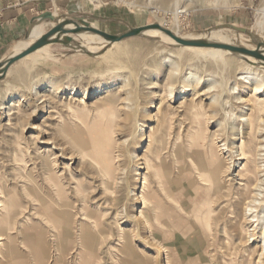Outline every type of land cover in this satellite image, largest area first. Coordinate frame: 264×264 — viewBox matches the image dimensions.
<instances>
[{
    "label": "rangeland",
    "instance_id": "rangeland-1",
    "mask_svg": "<svg viewBox=\"0 0 264 264\" xmlns=\"http://www.w3.org/2000/svg\"><path fill=\"white\" fill-rule=\"evenodd\" d=\"M26 1L19 0L20 3L32 8L35 17L52 4L53 8L46 11H52L58 17L84 19L87 25L90 24L89 26L115 35L124 33L133 27L153 23H158L181 37L207 32L215 28L227 29L229 25H236L247 30V32L240 33L242 35L240 39L245 44L244 47L261 50L262 47L259 44L264 43V28L256 26L258 19L264 15V0H228V3H223L224 0H178L179 6L175 0H81L82 8L75 13L62 8V5L60 6L59 3H67L68 0H28V3H25ZM55 3L59 4V9ZM33 24H47L41 29L45 33L55 22L34 20ZM77 35L75 33L67 34L68 38ZM29 36L30 33L4 49L0 53V60L11 55L15 46L28 39ZM136 43L143 45L138 60L119 54L120 48L126 47L128 50ZM180 47L173 41L169 43L158 37L138 35L126 38L112 46V53L116 57V61H109L101 57L104 50L95 53L84 50L77 51L75 46L58 42L48 45L39 56L16 61L8 71L0 76V124L3 125L8 120L5 110L1 108L2 104L19 97L22 101L18 107L19 113L21 112L20 116L12 119L9 122L10 125L0 127V180L1 186L9 192V200H11L10 203L8 202V213L0 214V264H236V260L230 261L231 256L227 257L229 250L226 248L225 242L228 239H225L226 235L224 231L222 232V228L224 229L223 226H226L227 236L235 239L238 226L235 219L240 211L237 212L236 206H230V204L221 207L220 210L217 207V211L212 213V230L207 226L203 214L206 210L204 202L207 197V171L216 163L223 164L224 160L225 164L230 162L229 153L236 151L241 143L235 133L242 126L240 125L241 113L244 111H242L243 103L237 100L236 91L232 89L234 81L236 78L238 79L236 81H241L237 92H243L244 85L249 86L248 82H243L240 78L246 75L245 70H253L264 76V63L258 64L257 59L250 56L243 59L228 51L226 56L228 58L230 56L229 70L232 69V74L228 75V72H225L222 75L218 70L220 67L217 66V62L210 59L206 51L211 47L202 51L185 49V52L189 54L188 57L192 56L191 60L187 61L188 63L178 59ZM168 58L174 60V63H170ZM120 63L123 67H120ZM117 66L118 69H122L117 70ZM174 68L180 70L177 71ZM29 69H31L30 73ZM172 69L174 70L172 71ZM181 70L184 71L176 78V74ZM19 71L29 73L31 76L30 85H36L39 87L38 90L44 84L56 80L60 95L58 94L54 100L58 104L71 96V92L75 89L92 92L97 86H102V88L108 86L113 83L114 79L118 81V84L123 81L122 83H125L126 86L121 97L124 95L122 97L124 98L128 91L132 96V98L126 96L128 103L124 101V105L129 106L123 107V112L125 114L126 112L133 113L138 102L142 115L140 123L143 125H147V113H149L147 111L150 110L155 96L153 91L162 89L161 93L167 97V103H169L170 92L189 88L188 85L191 81L194 84L199 82L197 88L199 93L196 99L198 105L190 108L185 107L186 109L182 108L184 106H178L177 102L173 105L178 109H174L173 105H170V111L174 113V117H171L170 122H167L169 133L165 146L162 150L158 147L156 154L149 157L153 166L150 170L152 176L147 179L148 183L143 191L147 200L146 204L144 200L142 203V200L137 201L135 198L137 197L135 194L138 193L137 191L140 192L142 187L139 188L141 183L140 179L138 180L136 177L138 173L136 167L130 165V168L128 162H130L131 153L137 154L139 156L136 158L137 161L142 162L140 157L149 142L146 139H141V135L133 134L132 114L128 118L126 116V120L118 112L119 122L124 128L117 129V126L110 120V111L105 118H99L87 113H78L77 116H74L67 108H63L62 114L66 124L61 127L59 125L61 115H56L53 120L45 119L47 108L44 106V102L41 103L40 98L38 99L35 93H31L32 86L29 87V90L28 86L19 80L16 74V72L21 73ZM133 71L136 72L135 75ZM190 72L197 73L201 78L191 77ZM153 76H157L158 81ZM211 77L214 85L212 83L210 85L206 81ZM223 77L224 79L220 80ZM190 79L192 80L190 81ZM43 80L44 82H42ZM150 82L154 84L156 82L152 89ZM157 82L161 84L157 85ZM135 92H139V95ZM201 92L206 95H201ZM132 93L133 95H131ZM137 97L139 99H136ZM63 104L60 103L58 106L62 107ZM199 105H202V109L199 108ZM35 109L39 117L31 120L29 114ZM100 119L103 120L102 127L99 126V122L102 121ZM30 121H34L33 124L40 125V127L30 130L28 128ZM179 122L181 124L178 126ZM51 124L52 126H50ZM43 129L50 131L49 139L52 135L53 140H51L53 143L56 141L57 145L54 148L49 145L50 148L46 149L57 151V155H60L62 151V157H59L58 161H63V164L67 162V165L70 163L69 168L73 173L68 179L69 181H63L62 195L60 196L53 190L50 194L47 193L51 187L45 173L44 159L37 158L31 161L28 155L21 158L20 152L15 148L16 141H20L21 146L24 147L25 141L36 140L37 144L45 149L47 143L43 141L48 140V135L41 133ZM96 129L108 131L107 136L103 135L102 141L110 146L107 156L109 161L102 160V155L99 154L101 151L94 146L99 133ZM58 143L61 144V147ZM119 147L122 150L120 162L114 164L115 167L109 168L110 172H113L116 165H120V168L118 167L120 178L111 180L106 175L107 165L110 162V156H113V151L115 157L118 155ZM22 159L24 161H20ZM233 161L235 160L233 159ZM234 163L236 165L234 170H231L232 175L237 174L236 177L239 178L238 172L240 173L241 166L236 161ZM39 164L40 166H38ZM237 178L226 183L229 190L242 187L238 185L239 179ZM23 184L24 186H22ZM129 189L132 191L130 201H128ZM103 204L108 205V209L104 208ZM139 208L144 211L145 220L141 219L143 220L142 226L137 229V223L129 216L138 213ZM83 215L88 217V221L87 218H83ZM94 221L98 222V227L91 223ZM244 223L246 222L244 221ZM248 224L251 233H255L251 237L250 244L257 241V245L261 246L263 240L260 230L256 227L258 222ZM65 228L70 231L69 239H65L62 234Z\"/></svg>",
    "mask_w": 264,
    "mask_h": 264
},
{
    "label": "bare ground",
    "instance_id": "bare-ground-1",
    "mask_svg": "<svg viewBox=\"0 0 264 264\" xmlns=\"http://www.w3.org/2000/svg\"><path fill=\"white\" fill-rule=\"evenodd\" d=\"M177 1L178 0H175L176 3H177ZM223 3H228V0H224ZM177 5L179 6V3H177ZM177 5H176V7H177ZM83 24H87V23L83 22ZM45 25H47V24L34 25L33 28H32V30H31V32H30V36L28 37V39L19 42L18 45L15 46V49H14V51L12 53H15V54L16 53H19L25 47H27L34 39H36L37 37H39L40 35H42L43 34V31L41 29ZM256 26L258 28H260V27L261 28H264V15L261 16L258 19ZM240 33H242V32L237 31V30H234L231 27H228L227 29H224V28H217L216 29L215 28V29H211L210 31H207V32H201V33L193 34V35L187 36V37H185V36L181 37L179 35L178 36L181 37V38H183V39H197V40H201V41H203L206 44H211V43H225V44H231V45H235V46H239V47H244L245 44H244L243 40L240 39L242 37V35ZM141 35H144L146 37H158L162 41H167L169 43L173 41L176 44H179L178 42H176L174 39H172L171 37H169L165 32H163L159 28L146 29L143 32V34H141ZM62 39L64 40V43H68L70 46H75V48H77V51L84 50L86 52L95 53V52H98L100 50H104V52L101 54L102 55L101 56L102 58H104L106 60H109V61L110 60L116 61V59H115L116 57L113 56L112 48L111 47L114 46V45H116L118 42L117 43L116 42L109 43L108 40L103 39L101 36H98V35H95V34H87V33H81V34H78L75 37L73 36L72 38H68L67 35H63V38ZM179 45L181 46L180 47L181 50L178 52V55H179L178 59L181 60V62H184V61L187 62V61L191 60V58H192V56H191V58L188 57L189 54H187L185 52V49L186 50L187 49H195L196 51L197 50H201L202 51L203 49H205L207 47H211V46H199V47H196V46H184V45H181V44H179ZM259 45L262 47V49L261 50H259V49H255L254 50V51H257V53H258L257 55H252L251 53L233 52V51H230V50H227V49H224V48H217V47L208 48L206 51L208 53L209 58L217 62L216 63L217 66L220 67V68L219 67H217V68H219L218 70L222 73V75L225 72H228V75H231L232 74V72H231L232 69L229 70V66H230L229 65V58H230V56L228 58L226 56L227 53H229V52L230 53H234V54L238 55L240 58H243V59H245L246 56H250V57L256 58L257 61H258V64L259 63H264V43H260ZM47 46H44V47L40 48L39 50H37L35 52H32V53L26 55L23 58L39 56V54L41 52H44L45 51V49H46ZM142 46L143 45L141 43H136L135 45H133L132 47H130L128 50L126 49V47L120 48L119 54L126 55L129 58L132 57V58H135L136 60H138V58L140 57V54L142 52V49H141ZM245 48H247V47H245ZM247 49H249V48H247ZM178 50H179V48H178ZM249 50H253V49H249ZM117 60H118V58H117ZM128 61L130 62V60H128ZM168 61L170 63H174V60H171L170 58H168ZM119 62H120V60H119ZM181 62H180V64H181ZM107 63H108V61H107ZM183 64H185V63H183ZM118 65H119V63H118ZM120 65H121V63H120ZM126 66H127V64H126ZM120 67H123V66L121 65ZM131 67H132V65H131ZM182 67H183V65H182ZM114 68H116V67H114ZM118 68L119 67L117 66V70H119V71L122 69V68L121 69H118ZM254 68H255V66H254ZM123 69H125V68H123ZM169 69H168V71H169ZM174 69H176V68H174ZM174 69H172V71ZM125 70H128V69H125ZM176 70L178 71L180 69L178 68ZM30 71H31V69H29V73H30ZM172 71H170V72H172ZM182 71H184V70H181V71H179L178 74H176V78H178L182 74ZM245 71H246V75H243V76L240 77L243 82L244 81L245 82H248V85L249 86L246 87L244 85V88L243 89L245 91L242 89L243 92L240 91L242 93L237 92L239 90L238 85L241 83V81H236V80H238L236 77H235L236 80L234 81V86H232L233 87L232 88L233 91H236L235 93H236L237 100L240 101L241 103H243V105H242V111H244V112L241 113L242 114L241 115L242 116V119H241V123H240V125H242V126H241V128H238V131L235 133L237 139L241 143L236 148V151H234L232 153H229L228 156L230 157V162H227V164H225L226 162L224 160L223 161L224 162L223 164L216 163L213 167H210V169L207 171V175H208L207 176L208 177V179H207L208 186L206 187L207 197H206V200L204 202L205 204L203 203L206 206V210L204 211L203 214L205 215V222H207L206 223L207 226L211 229L212 228L211 220H212V215H213L212 213H214V211H217V207H218V210H220L221 207H224L226 205H229V204H230V206L235 205L236 208H237V212L240 211L239 212L240 214H238L236 216V219H235L236 222H237V224H238L237 229H236L237 230L236 238L233 239L232 237L227 236V232L228 231L226 230L227 229L226 226H223L224 229L222 228V232L224 231V234L226 235V236L224 235L225 236V239H228L225 242L226 245H227L226 248H228V250H229L228 253H227V255H228L227 257L231 256L230 257L231 258L230 261L231 260H236V264H264V199H263L264 198V83H263L264 82V76H262L259 72H254L253 70L252 71L251 70L250 71L249 70H245ZM19 72H21V71H19ZM29 73H26V72L23 73V71L21 73H17L16 72L17 77L19 78V80L23 84H26L28 86V88L30 86H32V85H30L31 76L29 75ZM135 73L136 72H134V75H135ZM189 74H190L191 77L195 76L196 79L199 78V75H197V73H195V72H190ZM153 77H155V76H153ZM158 77H159V75H158ZM158 77L156 76L154 79L157 80ZM222 79H224V77L221 78L220 80H222ZM241 79H239V80H241ZM187 80H188V77H187ZM191 80L192 79H190V81ZM55 81H50L49 83L44 84V86L41 87V89H39V90H38L39 87H37L36 85H33L31 87V93H35V96H37L38 99L40 98V102L41 103L44 102V106H46V108H47V111H46L47 112V117L45 119H50V120L52 119L53 120V118L55 119L56 115L57 116H60L61 115L60 116L61 117L60 118V123H59V125L61 127H62V125H65L66 124V122L64 120V115L62 114V111L64 110L63 108H67L69 111L72 112V114L74 116H77L78 113L79 114L80 113H83V114H86L87 113V114H91V115H94L95 117H99V118H105L106 117V114L110 111L109 112V114H110V116H109L110 117V120L112 121L113 124H115L117 126V129L118 128L119 129L124 128L123 125H122V123L119 122L120 120H119L118 112H120L122 118L123 117L126 118V116L128 118V116L132 114V120H133V128H132V131H133V134L141 135L142 138L139 136L141 139H143V140L146 139L149 142L148 147L147 148L145 147L146 149H145L144 153L140 157L142 159V162L139 163L137 161L138 159H136L139 156L137 154L133 155L131 152H130L131 153V155H130V162H128L129 163V167H130V165H132V166L134 165L136 167L137 172H138L136 177H137L138 180L140 179V183H141V186L139 188L142 187V189H140V192L137 191L138 193L135 194V195H137V197H135V196L134 197L137 199V201L139 199L142 200V203H143V200H144V203L146 204V201L147 200H146L145 196L143 195V191H144V188H146L145 187L146 184L148 183L147 182L148 181L147 179H149L152 176L150 170H151V167L153 166V164L150 162L149 157H151L152 154H156V149L158 147L162 150L164 148V146H165L166 137H167V135L169 133L168 130H167V122H170V120L172 119L171 117H174L173 116L174 113L172 111H170V108H171L170 105H173V103L177 102V103H179V104H177L178 106H180V107L181 106H184L182 108H185V107L190 108L191 106L192 107L193 106H196V104H197L196 99H197V95L199 93V90L197 89L198 88V85H199L198 84L199 82L197 81L198 83L194 84L191 81L190 84L188 85L189 88H183L181 90H179V89L177 90L176 89V91H174V88H173V91L174 92H170L171 94H169V95L167 94L170 97L171 103H170V100L168 101L169 103H167V99H166L167 97H165V95H163V93H161L162 92L161 91L162 89L160 91L159 90L153 91V93H155V96L153 95L154 96V99L152 100V105L150 106V110L147 111V112H149V113H147L148 114V118L146 116V118H147V120H146L147 121V125H143V124L140 123V120H141L142 115L140 113L141 109L139 107L140 104L138 102H137V104L135 106V109L136 110L133 113L128 114L126 112V114H125L123 112V109H124L123 107L127 108V106H129V105H126V104L124 105V103H125L124 101H126V96L127 95L130 96L129 95V91L127 90L128 91L127 92L128 94L127 95L125 94L126 95L124 97L125 99L122 98L124 95L121 97L122 93L124 92L125 86H126L125 83H122L123 81H121V83L118 84V81L114 79L113 83L108 84V86H106L104 88H102V86H97V87L94 88V90H92V92L91 91H85V92H83V91H78V90L75 89V91L71 92V94H70L71 96H69L68 98H66L67 100L64 99V100H62L60 102V103H64L63 104L64 107L63 106L62 107L58 106V105H60V103L58 104V102H56V100H54L56 97H58V94L60 93V91H59V85ZM152 81L154 82V80H152ZM206 81H208V83L210 85H211V83L213 84V78L212 77L211 78H207ZM42 82H44V80ZM128 82H130V81H128ZM153 82H150L152 84V86L150 87L151 89H152V87H154V85H156V82H155V84ZM223 82H221V84ZM138 84L136 85V87L138 86ZM158 84H161V83L157 82V85ZM29 90H30V88H29ZM230 91L233 92L232 90H230ZM136 94L139 95V92L136 93ZM200 94L201 95H206V93L204 94L202 92ZM31 95L33 96V94H31ZM131 95H133V93ZM138 95H136V96H138ZM201 95H200V97H202ZM207 95H208V93H207ZM130 97L132 98V96H130ZM169 97H168V99H169ZM59 98H61V97H59ZM38 99H37V101H38ZM91 99H92V101H89L88 102V100H91ZM128 99H130V98H128ZM136 99H139V97H137ZM10 100L8 102H4L2 104V106H1V108H3L5 110V114L7 115L6 117H8V120L5 123H3V125L0 124V127H2V126L4 127L6 125H10L9 122H11L12 119H15V117H17L21 113V112L19 113V108H18L20 106V102L22 103V101H20V97L19 98H15V99H13L11 101ZM130 105H131V103H130ZM199 106H200L199 108H201L202 105H199ZM172 107L174 109L175 108L178 109V107H175L174 105ZM194 108H196V107H194ZM36 109L34 110V112H31V113L29 112L30 113L29 114V117L32 118L31 120L37 119V117H39L38 114L36 113ZM43 109L45 111V108H43ZM128 111L130 112V110H128ZM35 113H36V115H35ZM42 115L44 116V114H42ZM176 116H177V114H176ZM30 118H29V120H30ZM68 118H70V117H68ZM127 118H126V120H127ZM178 119H179V117H178ZM100 120H102V119H100ZM123 120H125V119H123ZM94 121H95V119H94ZM116 121H117V123H116ZM47 122H48V120H47ZM102 122H103V120L99 122V126L100 127H102V125H103ZM180 122L178 123V126L182 123V122L181 123ZM33 123H34V121H30L28 123L29 124V127L28 128L30 130H35V129H37V128L40 127V125L39 126L38 125H34ZM59 125H58V127H59ZM41 126H42V124H41ZM50 126H52V124ZM183 126H184V124H183ZM175 127H176V125H175ZM96 130H98L99 133H98V137H96V139H95L94 146H96L101 151V152H99V154L102 155L101 156L102 160L109 161V159L107 158V156H108V150L110 149V146L107 143L106 144L103 143V141H102V137L107 136L108 131H106V129H96ZM180 130H182V129L180 128ZM49 132L47 131V129L46 130L43 129L41 131V133H44L45 135L46 134L48 135V140H46L47 139L46 138L45 139L46 141H43V142H46L47 143V146L45 147V149H43V146H39L37 144L36 140L35 141H25L24 142L25 145H23L24 147L21 146L20 141H16L15 148L18 149V151L20 152L19 153V156L21 158L24 157L25 155H28L30 157V160L31 161L36 160L37 158L44 159V169L46 170L45 173H46L47 178H48V181H49L48 184H50V187H51V188H49V190H48L47 193L50 194V192L53 190L54 193H56V194H58L60 196V195H62V188H61V186L64 184L63 181H65V180L69 181L68 179L71 177V175L73 173H72V170H70V168H69V164L70 163L67 165L66 164L67 162L66 163L64 162L65 164H63L62 163L63 162L62 161L63 159L61 160L62 162H59L58 161V158L59 157H62L61 156L62 151L60 152V155H57V153H56L57 151L55 152L54 150L46 149L47 147L48 148H50V147L51 148H54V147L57 146L56 145V141L54 143L52 141L53 140V138L51 137L52 135L50 136V139H49V135H50ZM131 139H132V137H131ZM137 139H139V138H137ZM60 143H58L59 146L61 145ZM49 145H50V147H49ZM112 148H113V145H112ZM128 149H129V146H128ZM64 150H65V148H64ZM133 151H135V150L133 149ZM120 155H122V150L119 147L118 155L115 157L114 151H113V156L112 157L110 156V162L107 165L108 168H107V174H106L108 179H111V180H114V179L115 180H119L120 173H119L118 167L120 165L118 166V164L120 162ZM67 158H70V157H67ZM233 159L236 161V163L238 165L241 166L240 167V173L238 172V174L240 175V177L238 176L239 178L236 177L237 174H234V176L232 175V171L231 170H234V167L236 165L234 163L235 161H233ZM16 160H19V159L16 158ZM20 161H24V159H22ZM243 161H244V163H243ZM116 163H118V164L116 165L115 170L113 172L112 171L110 172V168L109 167H115L114 164H116ZM213 163H214V161H213ZM38 166H40V164ZM132 168H134V167H132ZM121 169H122V167H121ZM31 170H32V168H31ZM38 170H40V169H38ZM127 173H128V171H127ZM127 175H130V174H127ZM235 178L239 179L238 180L239 181L238 182L239 183L238 185H240L242 187L233 188V189L229 190V188L227 187V184L226 183L227 182H231ZM29 179L31 180V178H29ZM127 179H128V177H127ZM24 184L22 186H24ZM128 186H130V185H128ZM130 189H131V187H130ZM130 189L128 191L130 193L127 192L128 193V201H130V198L132 196L131 195V192L132 191ZM9 198H10V194H9V192L5 191V187L1 186V180H0V214L2 212L5 213V214L8 213L7 212L8 208H9L8 202L9 203L11 202V200H9ZM96 201H94V202L96 203ZM235 202H237V203H235ZM126 204H127V202H126ZM103 205H104V208L106 207L108 209V205L107 206H105V204H103ZM137 205H136V207H137ZM97 206H99V205H97ZM144 206H146V205H144ZM111 207H112V205H111ZM109 209H111V208H109ZM114 212H115V210H114ZM120 212H121V210H120ZM230 212H232V211H230ZM26 215H27V213H26ZM111 215H112V213H111ZM127 216H129V215H127ZM144 217H145V215H144V211L142 209H140L139 212L136 213L134 216L133 215L129 216V218H132L137 223V226H136L137 229H140L141 228L142 223H143V220H145ZM83 218H87V221H88V217H85L83 215ZM108 218L110 219L111 217H108ZM141 219H143V220H141ZM90 221H91V219H90ZM120 221H119V223H120ZM244 221L246 223H244ZM256 222H258V224L256 225V227H258V229L260 230L259 232H261V236H262V240H263V244L261 246H258L257 245L258 244L257 241L256 242L254 241L253 242L254 244H250L251 237H253L255 235V233L254 234L251 233V231L249 229L250 226H248L249 225L248 223H256ZM91 223H94L95 227H98V225H99L97 221H94V222H91ZM107 223H109V222H107ZM113 226L116 227L115 225H113ZM120 229H123V228H120ZM218 229H220V228H218ZM62 234L65 237V239H69V237H70V231H69L68 228H65L62 231ZM146 237H147V235H146ZM140 239H141V237H140ZM150 239H152V238L150 237ZM148 240H149V238H148ZM101 245H102V242H101ZM144 249H145V247H144ZM160 251H161V248H160ZM105 255H106V252H105Z\"/></svg>",
    "mask_w": 264,
    "mask_h": 264
},
{
    "label": "water",
    "instance_id": "water-1",
    "mask_svg": "<svg viewBox=\"0 0 264 264\" xmlns=\"http://www.w3.org/2000/svg\"><path fill=\"white\" fill-rule=\"evenodd\" d=\"M50 20L55 22V24L45 33L34 39L27 47H25L22 51L19 53H12L8 57H6L3 60H0V76L4 74L8 69L11 67L13 63L20 60L21 58L25 57L26 55L35 52L39 50L40 48L53 44L62 42L64 43L63 35H67L70 33L75 34H81V33H87V34H95L98 36H101L103 39L108 40L109 43L114 42H120L126 38L138 36L143 34V32L146 29L151 28H159L163 32H165L169 37L174 39L176 42H178L181 45L184 46H211V47H217V48H224L233 52H243V53H251L252 55H257V51L249 50L245 47H239L231 44H225V43H211L206 44L201 40L197 39H183L176 35L171 30L162 27L158 23L149 24L146 26H139V27H133L129 30H127L124 33L115 35L108 33L104 30H101L99 28H96L94 26H89L87 24H83L85 21L84 19H69L67 17H58L54 12L52 11H45L41 13L40 15L34 17L32 20ZM82 21V22H79ZM34 24L31 25V29L33 28ZM228 27L233 28L234 30L240 31V32H247L246 29L238 27L236 25H229ZM251 34V33H250Z\"/></svg>",
    "mask_w": 264,
    "mask_h": 264
},
{
    "label": "crops",
    "instance_id": "crops-1",
    "mask_svg": "<svg viewBox=\"0 0 264 264\" xmlns=\"http://www.w3.org/2000/svg\"><path fill=\"white\" fill-rule=\"evenodd\" d=\"M25 3H28V0ZM59 4L62 5V8L74 13L82 8L81 0H68L67 3ZM58 5L55 3L57 9L60 7ZM52 8L51 4L43 11ZM34 17L32 8L20 3L19 0H0V53L31 32Z\"/></svg>",
    "mask_w": 264,
    "mask_h": 264
}]
</instances>
